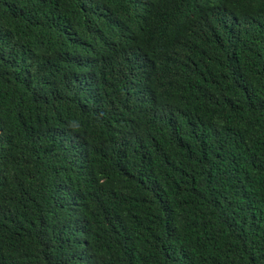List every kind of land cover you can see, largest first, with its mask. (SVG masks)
I'll return each mask as SVG.
<instances>
[{
	"label": "trees",
	"instance_id": "1",
	"mask_svg": "<svg viewBox=\"0 0 264 264\" xmlns=\"http://www.w3.org/2000/svg\"><path fill=\"white\" fill-rule=\"evenodd\" d=\"M0 264H264V0H0Z\"/></svg>",
	"mask_w": 264,
	"mask_h": 264
}]
</instances>
